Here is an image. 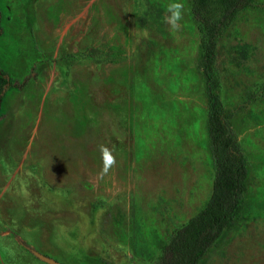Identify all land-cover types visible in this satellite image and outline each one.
<instances>
[{
    "label": "rangeland",
    "instance_id": "rangeland-1",
    "mask_svg": "<svg viewBox=\"0 0 264 264\" xmlns=\"http://www.w3.org/2000/svg\"><path fill=\"white\" fill-rule=\"evenodd\" d=\"M185 5L181 29L167 5ZM223 0H0V264H160L208 202L210 96L247 165L241 208L198 264H264V0L205 63L193 7ZM117 163L101 175L100 146Z\"/></svg>",
    "mask_w": 264,
    "mask_h": 264
},
{
    "label": "trees",
    "instance_id": "trees-1",
    "mask_svg": "<svg viewBox=\"0 0 264 264\" xmlns=\"http://www.w3.org/2000/svg\"><path fill=\"white\" fill-rule=\"evenodd\" d=\"M223 3L225 8L218 19L203 15L200 5L192 9L206 64L214 58L216 40L242 10L252 5V0H223ZM24 85L25 82L13 83L0 70V105L7 89ZM208 135L215 168L211 196L194 217L172 234L162 249L160 264H198L204 253L232 226L241 208L247 165L237 134L213 95L210 96Z\"/></svg>",
    "mask_w": 264,
    "mask_h": 264
},
{
    "label": "clouds",
    "instance_id": "clouds-1",
    "mask_svg": "<svg viewBox=\"0 0 264 264\" xmlns=\"http://www.w3.org/2000/svg\"><path fill=\"white\" fill-rule=\"evenodd\" d=\"M184 8L185 5L182 2H172L167 5V14L164 19L173 32H178L181 29L180 22L183 20ZM100 151L103 160L101 175H104L116 166L117 160L113 151L108 147L101 145Z\"/></svg>",
    "mask_w": 264,
    "mask_h": 264
},
{
    "label": "water",
    "instance_id": "water-1",
    "mask_svg": "<svg viewBox=\"0 0 264 264\" xmlns=\"http://www.w3.org/2000/svg\"><path fill=\"white\" fill-rule=\"evenodd\" d=\"M30 251H31L32 254H33L34 256H36L39 260H41V261H43V262H45V263H47V264H61V263L57 262L56 260H54V259H52V258H50V257H47V256H45V255H43V254H41V253H39V252H37V251H35V250H33V249H30Z\"/></svg>",
    "mask_w": 264,
    "mask_h": 264
}]
</instances>
